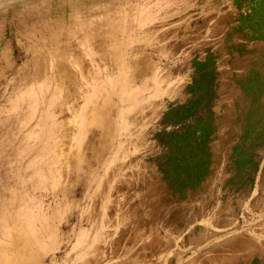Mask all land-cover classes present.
Returning <instances> with one entry per match:
<instances>
[{
	"label": "rangeland",
	"instance_id": "obj_1",
	"mask_svg": "<svg viewBox=\"0 0 264 264\" xmlns=\"http://www.w3.org/2000/svg\"><path fill=\"white\" fill-rule=\"evenodd\" d=\"M0 264H264V0H0Z\"/></svg>",
	"mask_w": 264,
	"mask_h": 264
},
{
	"label": "trees",
	"instance_id": "obj_2",
	"mask_svg": "<svg viewBox=\"0 0 264 264\" xmlns=\"http://www.w3.org/2000/svg\"><path fill=\"white\" fill-rule=\"evenodd\" d=\"M190 104L171 108L168 113L182 115L189 111ZM213 132L211 120L198 118L194 124L188 125L183 131L165 133L166 166L160 171L172 191L182 194L186 188L195 187L205 176L209 167L210 135ZM188 136V141L185 137ZM193 158L194 161H190Z\"/></svg>",
	"mask_w": 264,
	"mask_h": 264
},
{
	"label": "bare ground",
	"instance_id": "obj_3",
	"mask_svg": "<svg viewBox=\"0 0 264 264\" xmlns=\"http://www.w3.org/2000/svg\"><path fill=\"white\" fill-rule=\"evenodd\" d=\"M98 104H99V103H98ZM102 105H103V104H101V106H102ZM84 110H85V109H82L83 114H85V111H84ZM96 114L98 115L99 120L101 121V120H102V115H103V109H102V107L99 109V106H97L96 108L91 109V110L88 111V119H89L90 122L93 120V118L96 117ZM94 116H95V117H94ZM89 124H91V123H89ZM97 124H98V123H97ZM81 239H83V238H81Z\"/></svg>",
	"mask_w": 264,
	"mask_h": 264
}]
</instances>
